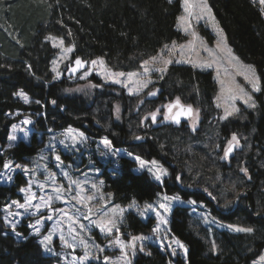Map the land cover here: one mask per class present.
Segmentation results:
<instances>
[{
  "label": "trees",
  "instance_id": "1",
  "mask_svg": "<svg viewBox=\"0 0 264 264\" xmlns=\"http://www.w3.org/2000/svg\"><path fill=\"white\" fill-rule=\"evenodd\" d=\"M208 3L229 45L243 61L256 68L264 83V15L259 4L254 0H208ZM180 14L181 0H0V172L9 160L25 163L37 154L50 130L61 131L73 126L96 137L106 133L116 146L130 145L126 142H130V134L135 131L142 137L132 151L148 159L175 164L171 167L173 183L176 177L191 178L192 172L189 176L185 171L189 161L205 169L209 165L211 169L207 171L212 177L217 172L227 189L233 185L229 181L237 185L238 194L228 209L221 208L213 197L214 189L203 184L195 183L194 190L182 191L185 196L209 204L213 214L224 221L252 229L246 233H217L219 252L214 254L210 244L191 228L184 208L176 209L171 227L189 248L188 263L250 264L264 249L263 93L256 95V110H245L240 115L245 117L244 121L239 117L229 118L213 125L210 119L219 118L214 105L218 87L213 72L173 64L160 82V95L148 102H156L151 106L156 107L157 102L179 97L201 112L202 128L193 133L183 125L166 122L156 126L148 124L146 129L141 107L125 123L124 117L122 122L115 121L114 103L120 102L124 108L132 100L116 93V87L107 85L102 90L94 88L92 95L78 94L72 90L74 85L67 76L55 79L51 70L56 55L48 40L52 36L74 46V58L89 61L104 58L115 71L136 70L165 45L187 38L177 28ZM202 32L211 42L214 40L209 30L202 28ZM19 90L34 101L31 104L21 101L16 97ZM16 113L39 114V117L33 124L30 143L18 140L8 146L11 127L20 118ZM135 126L138 130H131ZM208 133L214 134L213 141L219 144L213 154L215 158L198 146L188 147L189 140L202 143ZM233 134L240 142L232 154L236 161L230 168L222 157L224 151L220 145H226ZM134 167V162L121 158L119 172L104 171L101 175L105 191L113 195L117 204L127 205L133 200L150 202L158 192H170L178 187L167 181L164 185L156 184L145 172H134ZM26 184L27 179L19 172L12 184L0 183V264H53L54 258L45 256L37 237L30 235L26 220L17 228L23 240L6 231L3 207L20 198L19 191ZM152 223V220L143 222L130 212L124 229L129 234L146 233ZM168 259V255L153 246L150 254L139 253L133 264H169Z\"/></svg>",
  "mask_w": 264,
  "mask_h": 264
},
{
  "label": "rangeland",
  "instance_id": "2",
  "mask_svg": "<svg viewBox=\"0 0 264 264\" xmlns=\"http://www.w3.org/2000/svg\"><path fill=\"white\" fill-rule=\"evenodd\" d=\"M254 1L259 4L264 15V5L260 4V0ZM204 3L211 9L208 0H189V5H185L184 0H181V14L178 16L177 28L186 35L187 38L181 42L174 41L176 45L175 48H173V42L167 45L168 48L163 47L155 56H152L157 57V61H151L152 57H150L144 60L138 69L133 71H115L108 67L104 58H96L94 60L102 59L104 61L103 67L99 64L92 65L91 60L88 68L76 78H68L66 77L68 71L67 67L74 60V46H68L65 43L63 46H60L59 41L62 39L52 36L55 40H48L56 50V55L51 63V70L55 79H63L66 77L67 80L74 85L72 90L78 94L85 95L95 93V89L102 90L104 86L107 85L113 86V88L116 87V89L114 88L116 93L120 95L123 93L125 97L132 98L124 108L120 102H115L113 106V118L115 117V121L122 122L124 117L125 123V119L128 118L130 114H134L132 112L139 109L141 106L139 103L146 100L149 93L152 91H159L160 82L171 65H190L199 70L212 71L214 80L217 83L218 91L214 98V105L219 118L217 120L210 119V122L216 125L229 118L236 119L238 117L240 120L244 121L245 117H240V115H242L245 110L254 111L258 107L256 95L263 93L264 98V83L256 68L243 61L229 45L227 36L212 10L210 14L206 11H202V5ZM186 7L192 12L191 16L185 11ZM181 17H185L186 19L181 20ZM185 28H187L188 31H185ZM202 28L209 30L214 38L212 42L207 35L202 32ZM193 31L197 34L196 39L191 35ZM218 32H222L227 48L231 49V54L237 58L239 65H251L254 67L255 73L259 77L260 91L254 92L252 90L251 85L244 79V76L238 74L239 67L237 62L230 60L226 50L217 47L218 39H220ZM54 44L56 46H54ZM181 45L183 46L182 49L180 47ZM69 47L73 50L71 52H65L64 49ZM167 59H171L173 62L165 66L162 60ZM145 61H149V63L144 65ZM176 61L180 62L177 63ZM208 64H211V67H208ZM145 67L150 70L148 73H145ZM164 68H166L165 71L155 70ZM53 69H55V71H53ZM108 71L112 73L122 72L125 74L137 73V75L132 77L131 80H129L127 75L109 78L106 75ZM86 72L88 74L85 76ZM92 78L94 79L92 80ZM116 78L120 79L121 83H113V79ZM147 81H150V83H147V87H142L141 85ZM233 81L252 95L255 101V107H249L240 99H236L235 101L228 100L230 93L227 89L235 86ZM20 92L27 95V102L18 95ZM159 95L158 93V96ZM16 97L26 104H31L34 101L22 90L17 92ZM176 98L177 97L170 98L169 102H157L158 105L156 107H151L155 105L156 102L152 101L151 104L148 101L146 102V106L140 110L142 121L147 124L146 129L151 125L156 126L170 121L164 119V113L167 111L164 106L173 103ZM179 99L180 103L183 105H190L181 98ZM105 100L108 102L109 99ZM233 104L239 111L226 116L225 110L232 111ZM157 109H160V112L156 117V121L153 122L149 114L155 112ZM17 115H19L20 118L11 127L10 143L8 146H12L18 140L30 143L31 135L34 131L33 124L37 117H39V114L33 115V113H16L15 116ZM212 116H214V113ZM145 117L148 118L145 119ZM26 120L30 121V123H24ZM201 121V112L194 107L193 116L188 119L183 126L193 133H196L201 127ZM148 124L150 125L148 126ZM130 125L131 123L128 125V129H130ZM69 128L75 131L69 134L67 131ZM137 128L138 127L135 126L134 128L132 127L131 130H138ZM79 133H83L84 137H79ZM13 136L16 137L15 140L11 139ZM72 136L77 137L76 143H73ZM130 136V142H126V144L130 145L116 146L106 133L100 137H96L89 135L80 128L69 126L61 131L50 130L39 152L28 158L25 163H16L12 160L7 161L11 163V167L9 169L3 168L0 172V183L12 184L15 174L19 172L25 176L27 184L21 188L24 189V191L20 189L19 192L21 197L19 199L11 200L3 207V220L6 231L8 230V233L13 234L17 240H23L24 237H21L17 228L26 220V225H28L31 230L30 235L37 237L45 256L54 258L53 264H90L92 262L95 264H127V261L133 264V260L139 253L149 254L153 246L157 247L163 254L168 255L169 264H182V262L189 264V248L186 243L181 241L174 234L171 227V222L174 217L173 214L176 209L181 210L184 208L183 210H185L190 218L189 223L191 228L200 238L210 244V249L214 254L219 252L217 233L221 231L236 234L246 233V231H237L236 229H246L249 227L224 221L213 214L209 204L207 205V203L198 201L194 197L182 194L184 190H194L192 184L200 183L205 185V187L208 186L207 188H213V197L219 203L220 207L228 209L233 206V201L238 194L237 185L235 183L229 181L228 184L233 185L227 189L223 180L219 179L217 172L214 174L215 177L210 175V172L207 171L211 169L209 165H206L205 169L202 168L204 166L200 167L195 163L191 164L189 161L186 163L188 165H186L185 171L188 175L192 172L191 178L188 180L187 177H179V179L176 177V182L173 183V172L171 167L175 164L172 163L168 165L161 160L148 159L134 153L132 148H135V143L138 142L142 136H140V133H135V131L132 132ZM137 137H139V139H137ZM105 138L111 142L109 146H105L103 143ZM213 139H215V135L208 133L206 139H204L202 143H195L189 140L188 147L193 148L198 146L202 149L201 151H206L207 154L214 157L213 154L215 150L217 151V149H219V144L217 146V140L213 141ZM39 140L42 141L41 137ZM61 141L64 143H61ZM238 141L240 142L239 139ZM233 143L235 144V142ZM227 146L228 143L226 145H220V147H223V151ZM188 150L187 148L185 152ZM232 154L228 155L226 158L224 154L223 156L221 155L225 158L230 168L234 166L233 163L236 161L232 159ZM65 155L68 156L67 159L64 158ZM57 156L60 157L59 161L56 160ZM136 157L148 162L155 160L157 166L166 170L167 174L162 177V181H157L152 173L148 171V168H152L154 172L156 166L148 163L145 168H141L140 162ZM121 158H126L134 162V172H145L156 184L164 185L165 181H167L169 185L174 186V184H177L178 187L170 192L165 190L158 192L155 199L150 202L140 203L133 200L127 205L115 203L113 195L105 191V183L101 175L104 171L119 172L121 168ZM202 159L204 160V158ZM213 163H215V161H213ZM17 164L21 165V167L17 168ZM207 166L209 167L208 169ZM231 172H233V170H231ZM8 177H11V179H8ZM213 178H215L216 181ZM73 181L78 183H73ZM93 185H95V187H93ZM58 188L61 189L60 192L56 191ZM209 195L212 196L211 193H209ZM164 196H179L180 199L169 202L163 199ZM32 197L35 198L33 199ZM89 197L92 198L89 199ZM14 202H18L25 207H18ZM161 203H169V210L167 212L159 207ZM37 204L41 205L39 210L35 207ZM146 204H151L154 211H146ZM142 211L145 213L143 216L140 215ZM130 212L138 216L143 222L152 220L153 223L150 231L146 233L129 234L128 231L124 229V223L126 222L127 214ZM156 212H160L161 215L164 216L167 220L166 224L160 223L155 214ZM48 216L52 218L47 219ZM38 220L40 221L39 224L37 223ZM108 220H115L116 222L115 226L112 227L111 233H108L106 230H101L100 227L101 222H107ZM12 224H15L14 230ZM108 226L111 227V225ZM157 227H159V231H154ZM36 228H39V233L36 232ZM49 234L52 236L51 242L45 243L47 244V249L50 250H46L45 246L41 244L40 241L44 240V237ZM61 236L64 237V240H61ZM133 236L147 237V239L143 241L136 242L134 255L131 248L125 247L122 251L119 244L116 243L117 239H119L127 245L131 242ZM176 240H179L185 246L187 254H185L184 249L177 246L175 243ZM64 241H67V243ZM81 241L84 243H81ZM69 245H71V247ZM213 245H215V248ZM141 246L144 249L143 251L140 250ZM173 249H175V254H173ZM125 252L127 253L126 257L124 255ZM85 255H87V259L82 260L81 258ZM262 257H264V249L257 258L250 262V264H264V260L261 259Z\"/></svg>",
  "mask_w": 264,
  "mask_h": 264
},
{
  "label": "snow or ice",
  "instance_id": "3",
  "mask_svg": "<svg viewBox=\"0 0 264 264\" xmlns=\"http://www.w3.org/2000/svg\"><path fill=\"white\" fill-rule=\"evenodd\" d=\"M184 3L185 5H189V0H184ZM260 4L261 5H264V0H260ZM185 11L188 13L189 16L192 15V12L189 10L188 7L185 8ZM202 11H206L207 13H211V9H209L207 7V4L204 3L202 5ZM181 20H185L186 18L185 17H181L180 18ZM185 31H188L187 28H185ZM191 35L193 36L194 39L197 38V34L193 31L191 33ZM218 35L220 36V39H218V42H217V47L222 49V50H226L228 55H229V58L231 61H236L237 62V65L239 67V72L238 74L240 75H243L244 76V79L248 82V84L251 85L252 87V90L254 92H258L261 90L260 88V81H259V77L256 75L255 73V69L253 66L251 65H247V66H244V65H239V62L237 60V58L235 56H233L231 54V49L230 48H227V45L225 43V40L222 36V32H218ZM49 40H55L54 37H48ZM64 44V41L63 40H60L59 41V45L60 46H63ZM54 46H56L54 44ZM176 45H175V42H173V48H175ZM181 49L183 48V46L181 45L180 46ZM165 48H168L167 45H165ZM73 49L71 47L69 48H66L64 49L65 52H71ZM157 57H152L151 58V61L155 62L157 61ZM173 61L171 59H167V60H162V63L166 66L168 64H171ZM177 63H179L180 61H176ZM84 61H81L79 58H77L75 60V65H76V68H73L71 69L72 71H76L77 68H80V67H83L84 65ZM92 65H97L99 64L101 67L104 66V61L102 59H98V60H92L91 61ZM149 63V61H145L144 62V65H147ZM208 67H211V64H208L207 65ZM156 71H165L166 68L164 69H155ZM53 71H55V69H53ZM144 71L145 73H148L150 70L145 67L144 68ZM88 73L86 72L85 73V76L87 75ZM106 75L109 77V78H113V77H123L125 75H127V77L129 78V80H131L132 77L136 76L137 73H112L110 71L106 72ZM83 78V77H82ZM113 83H121V80L116 78V79H113ZM147 83H150V81H147V82H144L141 86L142 87H147ZM233 83L235 84V82L233 81ZM227 91L230 93L229 97H228V100L229 101H235L236 99H240V100H243V102L245 104H247L249 107H255V101L253 100V97L252 95H250L247 91H245V89L243 87H241L239 84H235L234 87H229L227 89ZM156 93L155 92H151L149 93V95H155ZM18 95H20L26 102L28 101V97L27 95H25L23 92H20L18 93ZM219 99V97H218ZM38 103V101H37ZM53 103H55V101H53ZM219 106V105H218ZM167 111L164 113V119L165 120H172L173 122L175 123H179L180 122V117L182 115H187V116H192L193 115V109L191 107V105H188V106H184V105H181L180 103V99L179 97L176 98V100L173 102V103H170L168 105H165L164 106ZM176 108V109H179V111H176L175 113H173V109ZM226 111V116H229V115H232L233 112H236V111H239V109L235 108L234 104L232 105V111H228L227 109L225 110ZM160 112V109H157L155 112H152L150 113V117H151V120L153 122L156 121V117L157 115L159 114ZM198 115V114H196ZM148 117H145V119H147ZM24 123H30V121H24ZM68 133L71 134L73 133L75 130L69 128L68 130ZM79 137L83 138L84 137V134L83 133H79ZM72 140H73V143H76L77 142V137L76 136H72L71 137ZM11 139L15 140L16 137L13 136L11 137ZM137 139H139V137H137ZM235 142V146H238L239 144V141H238V138L235 134L232 135V138L230 141H228V146L225 148L224 150V155H225V158L233 151V147H234V143ZM61 143H64L63 141H61ZM103 143L105 144V146H109L111 144V142L109 140H107L106 138L103 140ZM136 159L140 162V167L141 168H145L147 166L148 163H151L153 166H156V170L153 172V169L152 168H148V171L152 173V175L154 176V178L157 180V181H162V177L164 175L167 174L166 170L162 169L161 167L157 166V162L155 160L151 161V162H148V161H143V160H140L139 157H136ZM56 160L59 161L60 160V157L57 156L56 157ZM3 167L5 169H9L11 167V163L10 162H5L3 164ZM17 168H20L21 165L17 164L16 165ZM242 171L246 172L247 169H241ZM8 179H11V177H8ZM177 179H179V177H177ZM73 183H78L76 181H73ZM93 187H95V185H93ZM21 191H24V189H21ZM57 192H60L61 189H56ZM33 199L35 197H32ZM59 198V197H57ZM92 197H89V199H91ZM51 199V198H49ZM163 199L165 201H173V200H179L180 197L179 196H164ZM17 204L18 207H25L24 205L22 204H19L18 202H14ZM47 203V202H46ZM135 203V202H133ZM35 207L37 208V210L40 209L41 205L40 204H37L35 205ZM159 207L161 209H163L165 212H167L169 210V203H161L159 205ZM145 210H153V206L151 204H146L145 205ZM145 213L142 211L140 213L141 216H143ZM158 220L160 221V223H163V224H166L167 223V220L164 218V216L161 215L160 212H156L155 213ZM52 217L51 216H48L47 219H51ZM37 223L39 224L40 221L38 220ZM115 220H108L107 222H101L100 223V227H101V230H106L108 233H111L112 232V227L115 226ZM108 225H111V227H109ZM31 227H35V226H31ZM231 227V226H230ZM12 228L13 230L15 229V224H12ZM237 231H246V232H251L252 229L251 228H246V229H240V228H237L236 229ZM154 231H159V227H157L156 229H154ZM36 232L39 233V228H36ZM51 239H52V236L51 234H49L48 236L44 237V240L40 241L41 244H43L45 246V249L46 250H50V249H47V244L45 242H51ZM147 239V237H144V236H133L131 238V242H129L127 245L124 244L123 241H120L119 239H117L116 243L119 244V246L121 247L122 251L125 249V247L127 248H131L132 249V252H133V255L135 254V249H136V242L137 241H143ZM61 240H64V237L61 236ZM65 243H67V241H64ZM81 243H84L83 241H81ZM175 243L177 244L178 247L184 249V252L185 254H187V249L185 248V246L179 241V240H176ZM71 247V245H69ZM213 247L215 248V245H213ZM141 251H143V247L141 246L140 248ZM150 254V253H149ZM173 254H175V249H173ZM125 257L127 256V253L125 252L124 253ZM82 260L83 259H87V255H85L84 257L81 258ZM107 259V258H105ZM262 260H264V257L261 258ZM127 264H131L130 261H127Z\"/></svg>",
  "mask_w": 264,
  "mask_h": 264
},
{
  "label": "water",
  "instance_id": "4",
  "mask_svg": "<svg viewBox=\"0 0 264 264\" xmlns=\"http://www.w3.org/2000/svg\"><path fill=\"white\" fill-rule=\"evenodd\" d=\"M77 58H79L81 61H84V62H86V63H84L83 67L77 68L76 71H72L71 69L76 68L75 60H76ZM88 65H89V60H83V59L80 58V57H76V58H74L73 62L70 63L69 66L67 67V68H68V71H67V73H66V76H67L68 78H72V77H73V78H76L80 73H82L84 70H86V69L88 68ZM184 106H188V105H184ZM191 107H192V106H191ZM192 109H193V114H194V108L192 107ZM176 111H179V109H177ZM176 111H175V112H176ZM192 116H193V115H192ZM192 116L182 115V116L180 117V122H179V123H175V122H174V123H175V124H182V123L188 121V119H190ZM234 148H235V145H234V147H233V150H234ZM232 152H233V151H232ZM232 152H231L229 155H231Z\"/></svg>",
  "mask_w": 264,
  "mask_h": 264
},
{
  "label": "flooded vegetation",
  "instance_id": "5",
  "mask_svg": "<svg viewBox=\"0 0 264 264\" xmlns=\"http://www.w3.org/2000/svg\"><path fill=\"white\" fill-rule=\"evenodd\" d=\"M152 92H155L156 94L155 95H148L147 96V98H146V100H144L143 102H141V103H139V104H141V108L143 109L145 106H146V102L148 101V100H153V99H155L157 96H158V93H159V91H152ZM166 102V101H165ZM167 102H169V99L167 100ZM181 105H183L182 103H181ZM141 108H140V110H141ZM177 109L176 108H174L173 109V113H175V111H176ZM168 122H170L172 125H174V126H180V125H183V124H185L186 122H184L183 124H175V123H173V121L172 120H170V121H168ZM167 122V123H168ZM166 123V122H165ZM228 157V156H227Z\"/></svg>",
  "mask_w": 264,
  "mask_h": 264
}]
</instances>
